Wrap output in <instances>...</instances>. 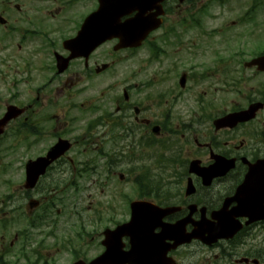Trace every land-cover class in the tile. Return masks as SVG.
Wrapping results in <instances>:
<instances>
[{
	"label": "flooded vegetation",
	"instance_id": "obj_1",
	"mask_svg": "<svg viewBox=\"0 0 264 264\" xmlns=\"http://www.w3.org/2000/svg\"><path fill=\"white\" fill-rule=\"evenodd\" d=\"M79 1L0 0V85L7 92L6 99L25 110L15 121L25 123V166L30 160L45 156L58 138L68 139L72 144V152L69 150L63 158L51 162L32 189H22L21 196L18 197L0 192V264H90L97 255L95 248L99 247L100 252L104 249L101 231H95L96 221L99 224L102 221L95 206L99 204L100 209H103V203L95 200L102 197L104 189L99 191L94 185L101 177L95 176L94 179L92 174L84 177L78 175L80 164L85 165L84 167H88V164L87 161L77 160L79 154L75 148L86 142L87 146L92 144L93 147L84 148L83 153H100L103 152L104 144H115L117 139L125 135L142 132L149 135L151 127L157 121L153 105L158 102V83L171 84L164 90L165 96L170 94L168 99L173 101L175 98L188 106L191 98L192 102L198 104V107H186L182 112L196 122L176 125L177 130L181 128L183 131L178 143L187 163L197 160L200 167H209L222 157L225 158V163L233 165L224 175L212 179L209 185L203 184L200 177L190 176L186 169L185 178H191L195 190L186 195L182 185L180 195L174 203L181 207L182 216L188 212L187 206L190 203L197 205L195 219L201 215L210 218L213 211L221 208L227 197H233L228 210L245 204V201L239 202L234 195L249 171V164L264 158V84L254 81L247 90L238 87V76L254 80L258 76L264 77V73L252 71L255 68L246 69L251 71L248 75L246 71H236V63L234 68L232 63L236 58L226 59L224 65L218 63L223 52L232 51L228 48H147L142 63L149 66L154 62L155 73H151L149 80L154 87L152 99L134 103L133 94L139 90L124 86L121 92L128 93L127 99L117 95L113 100V112L89 118L84 122L81 140L74 137L68 128H71L75 117L69 113L78 104L82 110L92 107L94 81L101 78L113 65L111 60L109 67L99 68L111 54L110 51L98 53L108 43L106 42L86 57L71 59L63 71H58L57 57L69 55L63 42L76 35L85 18V15L73 12ZM28 5L32 7L29 8ZM163 6V24L156 30L155 36L143 42L145 45L165 37L177 40L184 34V27L189 20V1L165 0ZM244 11L242 9L240 15ZM231 24L241 28L232 32L234 38L243 36L255 41L256 47L252 48V52L264 50L261 48L264 42V22L251 28L250 21H231ZM221 31L222 29L218 32L219 35ZM205 55L210 56L209 70L214 77L207 86L201 83L204 73L195 72L190 67L179 68L184 59L189 61L191 57ZM222 72L225 73L224 78L220 77ZM183 73L186 75V82L192 85L191 92L187 86L177 85L178 78ZM241 93L244 94L238 96ZM227 94H230L229 100L225 96ZM240 97L243 98L242 105L238 103ZM62 99H65L66 105L60 107L58 103ZM253 102L263 104V108L253 118L215 127L214 120L217 118L246 108ZM164 118L170 120L172 116L167 113ZM159 125L162 129L163 124ZM99 126L108 127L107 130L113 131L112 135L109 133L101 136L96 133L95 129ZM115 130H118L117 134L114 133ZM46 136L52 139L47 146ZM72 153L73 157L70 155ZM261 173L264 170L258 169L255 177H260ZM81 180L88 183L84 189L87 191V203L84 204L82 200H64L63 197L68 193L64 191L63 184ZM259 186V182L252 184L242 196L252 194ZM152 193H156L154 183L137 182L136 197ZM231 221L240 225L233 238L220 240L210 246L193 242L202 249L199 264H253L254 258L263 263L262 257L254 255L252 239L254 231H264V220L249 222V218L241 214Z\"/></svg>",
	"mask_w": 264,
	"mask_h": 264
},
{
	"label": "rangeland",
	"instance_id": "obj_2",
	"mask_svg": "<svg viewBox=\"0 0 264 264\" xmlns=\"http://www.w3.org/2000/svg\"><path fill=\"white\" fill-rule=\"evenodd\" d=\"M199 1V3H198ZM221 0H218L220 2ZM227 1V5L220 6L219 3H217L215 0H191L189 2V20L188 24L185 25L184 28L187 27L186 34L183 37V43H185V47H188L190 49L192 48H206V47H224V48H233L235 49L236 53V61L237 66L236 70L239 71V63H241L242 59H248L252 56V48L256 47L255 41H250L247 37L238 36L237 38H234L232 36L233 31L225 32V39L222 38V40L218 38H213L210 36L207 32H210L212 29L217 28L220 26V22L222 21H230L236 19L242 9H247L249 4H246L245 0H224ZM41 3H36V5H40ZM244 5V6H243ZM208 6V7H206ZM27 7L31 8V5H28ZM96 7V1L95 0H80L75 7L73 8V12L80 15L85 14L92 8ZM205 9L204 13H198V9ZM264 15V14H263ZM202 17L201 19V26H194L191 24L192 21H195L194 19ZM194 18V19H193ZM262 18L260 20H257L259 22L262 21ZM188 25V26H187ZM1 30V29H0ZM234 31H238L239 28L233 29ZM183 32V31H182ZM114 43L108 42L103 47H101L98 50V53H108V51L111 52V47ZM146 50H136V51H120L116 54H111L110 56H113L115 65L109 69L101 78L95 79L94 81V88H93V97L94 100L91 102L92 108L95 106L100 107L99 110L95 111H87V110H80V106L78 104V107L76 109H73L70 114L76 116L75 125L73 127L74 129V135H78L82 130L84 126V122L87 121L89 118L97 116V114L101 113H110L114 111V104L113 100L116 98L119 88V82L124 81L126 84H137L146 82L150 80L151 73H155L154 70V63H151L149 66H145V64L142 63V57L146 55ZM209 55L206 56H195L190 58V62L188 65H184V68H188L189 66H192L193 69H196V71H202L207 69V67L210 66L209 62ZM107 58V57H106ZM109 60H103L105 62H108ZM242 60V61H240ZM239 61V62H238ZM247 73H249L247 71ZM212 73L210 70H208L205 74L206 78L204 81V86H207L210 82H212L213 78H210L212 76ZM256 81L261 82V77H258ZM190 85V82L188 83V86ZM248 87V85H246ZM120 90V89H119ZM133 92V90H132ZM154 89L150 88H140L139 91H136L133 94V100L132 102H137V100H144V98L147 95H153ZM7 92L4 88V86L0 85V109L4 105V99ZM227 96V100H229L230 94L225 95ZM86 97V96H85ZM241 98V97H240ZM85 99V98H84ZM84 99L82 101H84ZM78 100V99H77ZM207 100V97H206ZM242 98L238 99V103L242 104ZM193 105L192 103H190ZM155 106L154 110L156 112H160L161 110H167L168 104L165 105H159V103L154 104ZM175 107L177 105H174ZM181 107V105H179ZM178 107V106H177ZM3 108V107H2ZM174 111V110H173ZM174 118L175 117V113ZM185 121H187V118H184ZM182 121V120H180ZM179 122L178 120L174 119V123ZM15 124H11L9 127H7L6 133L4 136L0 139V147H4L6 145H11V147L0 150V182L1 179H9L11 181V185L6 186L3 188L2 184L0 183V191H3V193H17L18 191V184L19 178L23 175V165L25 163V137L23 135H17L16 137L12 135L13 128H15ZM108 127H98L95 129L96 133H99L101 136L109 134L111 131L107 130ZM117 131V130H115ZM114 131V132H115ZM165 136L159 137L160 141H162V138ZM138 138V135H136L135 139L132 136H125L124 146L123 150L124 153L127 154L122 157H113L112 160L115 162V166L111 168V170H115L117 173L116 175L112 176L109 181V187L105 191V196L102 195V197H98V201L103 202L108 201L109 207H111L108 210H105L104 212L108 215H110L114 221L121 220L124 216L123 210L126 211L127 208V202L125 200V195L127 196V200L130 198H133L134 189H133V182L132 180L137 177L139 172H143L145 170L141 169V166H144L147 168L146 171L149 170V172H153L154 175L162 172V167L159 165L153 166V162L158 159L159 156L165 157L166 150H163L160 143L158 142L157 145H155V148L153 150L150 149H144V148H138L134 143L136 139ZM121 141V143L123 142ZM129 142L132 144L130 145ZM45 143H49L48 137L45 140ZM106 144H104L105 146ZM80 149V148H78ZM111 150V149H110ZM106 150L105 151H110ZM134 153V154H133ZM152 153V158H149V154ZM164 154V155H163ZM83 160H91V163H102L107 159V157H103L102 155L96 153V152H88L79 157ZM92 159H96L97 161H94ZM159 163V162H158ZM145 171V172H146ZM118 172H124L126 173V179L124 181H119L118 179ZM164 173L162 172L161 175ZM168 174V171L165 172V175ZM82 185L80 183L77 184V186ZM98 187H101V185L97 184ZM86 193V192H84ZM81 195L83 198L85 197L80 191L78 192H72L70 195V198H78V196ZM127 217V213L125 215V218ZM100 225V224H99ZM95 225V229L97 226ZM102 227H98L97 231H99ZM261 234L257 235V237L254 239V241H258L261 238ZM202 249L200 246H191L187 249H180L178 251L180 262L183 264H199L198 260L201 256Z\"/></svg>",
	"mask_w": 264,
	"mask_h": 264
},
{
	"label": "water",
	"instance_id": "obj_3",
	"mask_svg": "<svg viewBox=\"0 0 264 264\" xmlns=\"http://www.w3.org/2000/svg\"><path fill=\"white\" fill-rule=\"evenodd\" d=\"M97 9L88 15L82 23L75 38L65 43L71 51V55L65 58L66 62L72 58L86 55L94 50L105 40L117 38L118 42L114 49L126 47H137L146 36L161 24L163 14V0H97ZM124 16L126 18L122 19ZM257 65L258 69L264 70V56L255 58L246 63V66ZM61 67V68H63ZM61 68L59 70H61ZM183 82V80H181ZM21 111L14 107H8L6 114L0 119V134L5 124L15 118ZM232 116L217 120V125H223ZM66 141H59L50 151L52 158L59 156L68 149ZM28 168L35 171L40 167L38 162L29 163ZM216 165L201 169L191 163L189 171L205 178L214 173ZM37 173L34 175L36 176ZM28 175V176H29ZM34 180L31 181V184ZM191 182H189L190 185ZM195 205L189 206V213L175 223H162V218L175 209L173 207L161 208L152 202L136 200L130 204V219L128 222L119 225L113 232H106L108 249L94 264L104 262H116L115 264H163L166 254L178 244L187 242L192 238L202 239L210 243L217 238L225 236L226 231L215 230V224L202 221L193 222V228L189 233L185 232V226L190 222ZM160 227L159 232L155 229ZM122 236L129 237L130 248L123 252L120 250V239ZM169 239L173 241L170 245L165 243Z\"/></svg>",
	"mask_w": 264,
	"mask_h": 264
}]
</instances>
